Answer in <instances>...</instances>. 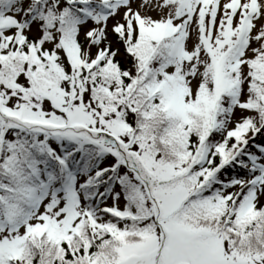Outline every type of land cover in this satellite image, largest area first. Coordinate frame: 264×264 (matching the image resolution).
<instances>
[{
	"label": "snow or ice",
	"instance_id": "obj_1",
	"mask_svg": "<svg viewBox=\"0 0 264 264\" xmlns=\"http://www.w3.org/2000/svg\"><path fill=\"white\" fill-rule=\"evenodd\" d=\"M0 264H264V0H0Z\"/></svg>",
	"mask_w": 264,
	"mask_h": 264
}]
</instances>
